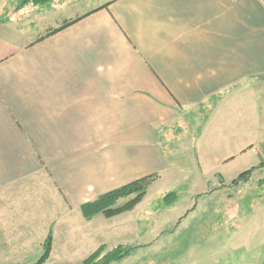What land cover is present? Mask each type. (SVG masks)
<instances>
[{"label": "crops", "instance_id": "obj_1", "mask_svg": "<svg viewBox=\"0 0 264 264\" xmlns=\"http://www.w3.org/2000/svg\"><path fill=\"white\" fill-rule=\"evenodd\" d=\"M21 2L0 0V264L41 255L50 234L59 252L64 228V256L92 253L70 236L125 228L149 193L105 222L72 215L147 177L177 187L164 241L180 233L186 248L211 228L204 242L230 251L216 264H264V202L237 198L264 200V0ZM186 124L196 175L168 162V134Z\"/></svg>", "mask_w": 264, "mask_h": 264}, {"label": "rangeland", "instance_id": "obj_2", "mask_svg": "<svg viewBox=\"0 0 264 264\" xmlns=\"http://www.w3.org/2000/svg\"><path fill=\"white\" fill-rule=\"evenodd\" d=\"M194 135H195V131L191 129L190 124H186V126L182 125V128L168 134L166 150L168 153V159H169L168 162L175 163L172 165L171 167L172 169L176 171L179 169V171L181 172L186 171L188 172V174L196 175L195 174V172H197L196 163L195 162L193 163L192 159L189 158V157H193L194 154L192 151L193 148L191 143L192 136ZM261 162L262 160L259 157H257L250 162L248 168H244V169L242 168L243 170H239L241 171L239 173H244L248 169H251L253 167H258ZM237 166L238 165H236V167ZM236 169L237 168L232 169L230 174H227L228 181L232 179L230 177L234 175L236 176L238 175V172L234 174V171ZM257 180L258 178L256 177L253 178L252 181L255 182ZM156 181H157V177L153 179V182L150 184L147 190L146 195L149 193V199L146 200L145 206H143L141 210L136 211V213L132 216V218L129 221L127 220V217H120L118 219V221L119 220L123 221L122 224H118L117 223L118 221H116V224L119 225V228L120 227H125V228L118 229L115 233L113 232V234L110 233L106 234L103 229L104 232L101 234L102 237L101 236L96 237L95 235H93V237L90 236L80 237L79 233L74 234V236H70L71 238L70 241H72L70 244H72L73 246L78 245L77 244L78 237L79 240L83 239L84 242L91 241L92 243L90 244V246L92 247V250L96 248L95 250H93L92 253L89 252L88 254L84 255V257H79V258H69L67 256H64V254L60 252V247H63L66 242L64 241L65 239L62 238L63 231L66 230V228L64 229L61 228L62 231H60V233H57L55 235L57 240L55 246L58 247L59 252H55L52 254L51 251L50 257L45 262V264H83L100 247L105 246L107 249H111L120 244H125L130 247H136V251L135 253L133 252L130 257L124 259L120 263H113V264H204V262L206 264H213V263L216 264V261H222L224 257H227L230 251L228 250V248L227 250L226 249L224 250V248H222L223 238L220 235H216L214 239L211 240L212 242H210L209 239L207 240V242H204L208 233L211 231V228H206V227L202 228L200 230L201 231L200 235H194L192 237H188V241L186 242V248L185 245L182 247L180 233H178L176 236L166 238L165 241H164V237L160 238L166 233L169 234L170 231L174 230L173 227L174 222H173L171 223V227L167 228L169 232L164 231L166 229V226L169 225L172 220H169L168 222L167 219H169V217L166 218L164 216L166 215L165 214L166 212L163 211L169 210L171 209V207L173 209L174 206L166 208L168 204H172V203H166L164 199L168 193L176 191L177 187L168 188L166 185L167 183L166 180H164V182L162 183H157ZM204 186L205 188L207 187L211 188L206 184H204ZM253 187L254 185L252 186V188ZM159 188H165V191H161ZM259 188L261 190L264 189L262 187ZM195 189L200 191L202 188L199 187V185L195 184ZM154 194H156L155 198L152 196ZM133 198L134 195L130 197L119 198L117 201L110 204L111 206L107 207V209H116L123 207L126 204H128L130 200H132ZM237 198H242L246 200L247 203H249L248 208H250L252 204L258 205L264 202L262 195H259L254 191V189H250V188L244 191L241 195H238ZM135 208H133L130 211H133ZM82 218L88 221L99 218L102 220V222H105L106 219H111L113 217L108 218L102 212L88 218L85 216L83 211H81L80 216L78 214L72 215V220L75 223H77L78 220L81 221ZM127 221L129 222V226H126ZM89 225L91 226L89 227ZM89 225L86 228L80 226L78 227L77 225H75L74 227L69 228V230L73 229L72 230L73 232H75V230H77L78 232L86 231L87 234L95 233L96 228L94 226V223H90ZM216 229L218 230L220 228L216 227ZM184 230L189 231L190 226L185 227ZM188 235L191 236L190 231L188 232ZM148 241H152V242H148ZM66 244L68 243L66 242ZM41 255L33 259L6 260L7 261L6 264H35L38 261V259L41 257Z\"/></svg>", "mask_w": 264, "mask_h": 264}, {"label": "trees", "instance_id": "obj_3", "mask_svg": "<svg viewBox=\"0 0 264 264\" xmlns=\"http://www.w3.org/2000/svg\"><path fill=\"white\" fill-rule=\"evenodd\" d=\"M52 0H22L21 6H26L28 4L43 6L47 3H50ZM76 21V20H75ZM75 21H72L64 26V28ZM63 29V28H62ZM56 32V31H55ZM256 168H252L244 173H242L234 182L233 185H239L240 183L247 182ZM155 177H147L134 183H131L119 190H116L110 194L104 195L100 197L98 200L94 202H90L82 206V211L85 216L90 218L96 214L104 213V215L108 218L119 215L125 211H130L138 205L143 198L145 197L147 190L150 184L153 182ZM134 198L130 200L128 204L123 207L116 209H107V207L111 206L110 204L117 201L122 197H130ZM177 197L176 192H170L165 196L166 203H173L175 198ZM53 244V236L50 234L43 246V254L38 259L35 264H45V262L49 259ZM136 247H130L125 244H120L114 248L107 249L105 246L100 247L96 252H94L83 264H113L120 263L124 259L130 257L132 253H135Z\"/></svg>", "mask_w": 264, "mask_h": 264}]
</instances>
